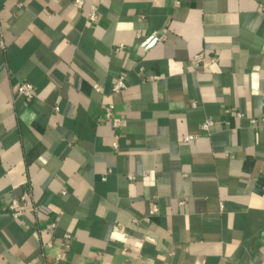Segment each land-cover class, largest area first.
Returning <instances> with one entry per match:
<instances>
[{"label": "crops", "instance_id": "0c3cea01", "mask_svg": "<svg viewBox=\"0 0 264 264\" xmlns=\"http://www.w3.org/2000/svg\"><path fill=\"white\" fill-rule=\"evenodd\" d=\"M0 30V264H264V0H0Z\"/></svg>", "mask_w": 264, "mask_h": 264}, {"label": "built area", "instance_id": "2783aa9c", "mask_svg": "<svg viewBox=\"0 0 264 264\" xmlns=\"http://www.w3.org/2000/svg\"><path fill=\"white\" fill-rule=\"evenodd\" d=\"M85 0H73V4L75 7L77 8H82L84 6ZM98 17H99V13H98V7L97 5L93 4L90 7L89 13L87 15V18L89 20L90 23H95L98 21ZM122 47V46H121ZM121 47H118L117 49H120ZM6 48V42L4 39V33L2 30H0V49H4ZM207 56L204 53H200L197 54L194 57V60L196 62L197 65H201L202 63H204L207 60ZM210 60L213 62L217 61V57L216 56H211ZM127 88V84L124 80V78H119L112 86V91L113 93H119L122 92L123 90H125ZM34 85L31 82H21L18 86H17V90L16 93L18 96L24 97L27 100H31L34 98L35 96V90H34ZM98 89H101L98 86ZM193 105H195V102L193 103ZM56 109H59V107H56ZM104 111V118L106 120H109L112 124V126L116 129H120L122 124H123V120L122 118H120L119 116H117L112 108V106L110 105H105L103 108ZM253 123H258V120L253 119L252 120ZM262 122H264V117L261 119ZM215 125V120L207 118L205 119L202 123H201V130L203 132H211L213 126ZM197 136V134H187L184 136V141L189 142L192 139H194ZM118 137V135H117ZM115 148H118V143L116 142L114 144ZM130 179H134L135 176L132 174H129L128 176ZM66 191H63V194H65ZM32 197V193L30 191H25L23 192L21 195L19 196H14L12 197L9 202H8V209L10 210L11 215L13 216V218L18 219L21 216H23V214L25 213V207L27 206L28 201L31 200ZM31 207L35 212H43V213H51L54 208L43 204V203H36V202H31ZM159 207L157 204H154L150 210H149V214L152 215L156 212H158ZM57 222L56 221H52L49 223L48 227L52 230H55L57 228ZM65 239H69L71 237V235L69 233L64 234Z\"/></svg>", "mask_w": 264, "mask_h": 264}, {"label": "water", "instance_id": "95a60500", "mask_svg": "<svg viewBox=\"0 0 264 264\" xmlns=\"http://www.w3.org/2000/svg\"><path fill=\"white\" fill-rule=\"evenodd\" d=\"M161 35H162V34L159 33V32L155 33L156 38L160 37Z\"/></svg>", "mask_w": 264, "mask_h": 264}]
</instances>
